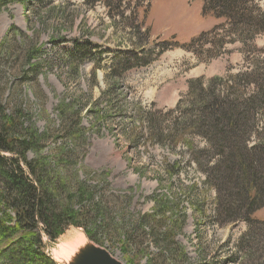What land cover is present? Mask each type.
<instances>
[{
  "label": "rangeland",
  "instance_id": "rangeland-1",
  "mask_svg": "<svg viewBox=\"0 0 264 264\" xmlns=\"http://www.w3.org/2000/svg\"><path fill=\"white\" fill-rule=\"evenodd\" d=\"M128 1L133 4L136 0L125 1L124 16L119 18L115 4L109 11L104 4L90 8L85 0H0V107L5 115L16 117L17 133L33 129L40 135L28 160L48 163V175L59 182L60 201L76 194L78 188L87 189L111 210L107 220L122 228L121 234L130 221L152 212L153 199H168L170 212L165 217L177 221L184 207L186 226L182 232L179 221L172 225L161 220L158 226H170L168 243L178 250V259L181 248L185 250L188 262L184 264H264V227H253L260 235L254 245L250 239L238 245L248 232V224H222L225 217L215 214L213 191L203 186L198 169L187 165L185 154H171L147 140L132 147L129 135L133 126L127 119L136 105L152 112L173 110L186 96L191 79L250 72L254 60L264 58L263 53H257L264 50V35L257 36L251 46L234 43L218 49L226 32L213 39L208 34L223 21L204 16L202 0H148L146 15L138 2L134 18L131 9H125ZM255 1L264 11V0ZM132 24L143 25L141 33L145 32L146 38L139 41L145 42L147 56L143 62L148 64L124 73L119 89L100 107L95 106L109 89L106 74L111 65L132 49V43H139ZM204 33L207 36L193 51L185 49ZM85 39L98 48L94 58L80 67L68 65L65 61L73 49L72 42ZM29 49L42 52L30 62L26 57ZM96 65L100 68L94 73ZM106 101L113 102L121 113L118 109L109 111ZM100 109L102 113L97 114ZM60 110L74 119L72 125L66 123L65 116L61 120ZM77 120L80 126L74 127ZM175 160L181 161L179 168H171ZM193 183L198 186L193 187ZM73 203L79 209L77 201ZM254 218L264 221V209ZM83 233L69 227L55 243L45 240V254L63 261L85 242ZM100 233L106 234L101 229L98 238H102ZM173 235L175 244L171 246ZM109 237L117 244L116 238ZM72 241H76L73 248ZM105 245L110 250L102 248L122 264H147L148 256L159 252L150 235L141 250H134L132 262L117 246ZM252 245L253 250L247 251ZM241 248L242 254L238 253Z\"/></svg>",
  "mask_w": 264,
  "mask_h": 264
},
{
  "label": "trees",
  "instance_id": "trees-1",
  "mask_svg": "<svg viewBox=\"0 0 264 264\" xmlns=\"http://www.w3.org/2000/svg\"><path fill=\"white\" fill-rule=\"evenodd\" d=\"M125 1L85 0L84 4L90 8L104 4L109 11L115 4L116 16L123 18ZM138 2V8L142 6L144 15L147 14L148 0H136L133 4L128 1L125 9H131L132 18L136 16L135 7ZM202 2L204 16L223 21V24L208 34L213 39L220 32H226L217 45L218 49L234 43L251 46L257 36L264 35V11L257 1ZM109 16L114 18L111 12ZM131 27L136 31L139 43H132V49L123 53L111 65L106 74L110 80L109 89L101 95L95 106L100 107L99 104L105 98L110 99L109 95L119 89L124 73L148 64L143 62L147 56L143 50L145 42L139 41L142 37L146 38L145 32L141 33L143 25L132 24ZM206 36L204 33L200 38L191 40L185 49L193 51L196 44ZM72 45L73 49L65 62L77 67L93 59L98 49L87 39L73 41ZM174 45L177 46L176 43ZM41 52L40 49H29L26 57L31 62ZM257 53L264 54V50ZM99 68L96 65L93 72ZM249 69L250 72L228 73L224 77L191 79L187 83L186 96L173 110L166 113L152 112L136 105L133 111L129 110L127 117L133 126L129 135L132 147L138 146L141 140H147L152 146L168 149L171 154H175V151L185 154L187 165L191 164L198 169L204 178L203 186L213 191L215 214L218 218L225 217L222 224L237 221L248 224V232L242 236L238 245L247 239L254 245L260 235L253 227H264V221L254 218L257 211L264 209V138H260L264 134V58L259 56ZM105 105L109 111L118 109L111 101ZM102 111L100 109L97 114ZM118 111L121 113V110ZM60 112L61 120L65 116L66 123L72 125L74 119L67 118L65 111ZM73 114L77 117L79 112ZM15 119L14 115H5L4 109L0 107V264H54L44 252L45 240L49 244L55 243L69 227L82 229L92 243L108 251L110 248L105 243L117 246L122 254L129 257L128 262L133 261L134 250L143 248L148 235L152 237L153 245L159 252L154 256L149 255L147 264L188 262L184 249L180 247L181 258L178 259V250L170 248L168 243L170 226L167 223L174 225L179 221V232L186 226L184 207L177 221L170 222V218L165 217L170 212L168 199L155 198L152 212L138 217L136 221H130V226L120 234L122 228L107 220V216L112 214L111 210L106 209L103 206L105 203L96 199V195L87 189L78 188L76 194L60 201L62 193H59L57 187L59 182H53L48 175V163L28 160V153L38 144L40 135L33 129L17 133ZM73 125L78 127L80 123L77 120ZM197 140L203 145L200 146ZM180 165L181 161L175 160L171 168H179ZM165 171L170 176L174 175L169 167ZM192 186L197 187L198 184L193 183ZM73 200L77 201L79 209L75 208ZM161 220L167 221L163 227L158 226ZM99 228L116 238L117 244L104 233H100L102 238H98L97 234L101 231ZM174 244L173 235L171 246ZM253 245L246 247V250L251 252ZM242 252L241 248L238 253Z\"/></svg>",
  "mask_w": 264,
  "mask_h": 264
},
{
  "label": "water",
  "instance_id": "water-1",
  "mask_svg": "<svg viewBox=\"0 0 264 264\" xmlns=\"http://www.w3.org/2000/svg\"><path fill=\"white\" fill-rule=\"evenodd\" d=\"M84 234V233H83ZM85 242L75 248L63 261L49 259L54 264H122L114 258L107 250L92 243L84 234Z\"/></svg>",
  "mask_w": 264,
  "mask_h": 264
},
{
  "label": "bare ground",
  "instance_id": "bare-ground-1",
  "mask_svg": "<svg viewBox=\"0 0 264 264\" xmlns=\"http://www.w3.org/2000/svg\"><path fill=\"white\" fill-rule=\"evenodd\" d=\"M76 239V238H75ZM82 241V240H81ZM74 245H76V241H72V242H70V246L72 247V246H74ZM73 248V247H72ZM71 249V248H70Z\"/></svg>",
  "mask_w": 264,
  "mask_h": 264
},
{
  "label": "crops",
  "instance_id": "crops-1",
  "mask_svg": "<svg viewBox=\"0 0 264 264\" xmlns=\"http://www.w3.org/2000/svg\"><path fill=\"white\" fill-rule=\"evenodd\" d=\"M228 47V46H227ZM230 48V47H229Z\"/></svg>",
  "mask_w": 264,
  "mask_h": 264
}]
</instances>
